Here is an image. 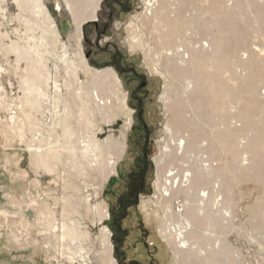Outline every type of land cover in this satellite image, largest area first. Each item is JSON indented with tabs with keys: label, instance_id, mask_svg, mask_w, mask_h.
<instances>
[{
	"label": "rangeland",
	"instance_id": "374dc122",
	"mask_svg": "<svg viewBox=\"0 0 264 264\" xmlns=\"http://www.w3.org/2000/svg\"><path fill=\"white\" fill-rule=\"evenodd\" d=\"M43 5L60 36L55 45L49 22L33 13L18 16L13 0L4 7L7 17L0 18L2 32L9 33L0 45V264H109L104 226L117 264H192V255L185 254L177 262L163 230L156 163L179 135L189 134L192 153V130L207 137L205 151L220 169L232 210L223 234L214 235L234 251L226 261L220 255L221 264H264V0H167L161 22L151 18L146 0H102L97 20L83 25L82 52L91 68H112L118 84L111 78L101 88L95 85L107 100L100 112L91 103L94 115H86L93 119L82 116L87 107L75 93L78 83L89 92L92 84L81 71L73 19L63 0ZM10 41L19 44V57ZM206 41L212 46L202 48ZM180 44L179 50L197 51L196 63L190 53V65L175 54ZM171 64L189 69L174 76ZM66 67L78 72L77 84H71L74 73ZM53 82L62 99L54 97ZM36 88L49 97L37 95ZM248 104L247 119L238 118ZM53 114L60 122L50 134L46 125ZM223 128L227 133L220 137ZM94 136L103 145L100 158L118 159L106 181L96 163L80 157L78 146ZM39 145L50 152L38 165ZM175 156L166 157L173 162L163 172L192 165V154L185 162ZM87 196L92 210L101 201L107 205L103 220L79 207L78 199ZM174 206L182 219L177 201Z\"/></svg>",
	"mask_w": 264,
	"mask_h": 264
},
{
	"label": "bare ground",
	"instance_id": "6f19581e",
	"mask_svg": "<svg viewBox=\"0 0 264 264\" xmlns=\"http://www.w3.org/2000/svg\"><path fill=\"white\" fill-rule=\"evenodd\" d=\"M101 1L102 0H63L65 11L71 16V18L73 19V23L75 24L74 38H75V41H76V44H77V47L79 50V55H80V60H81V65H80L81 71L85 76L89 77L90 83L92 84V91L89 92L86 89L87 87H83V85L81 83L80 84L76 83L78 81V74H77L78 72L76 70H75L76 72H74V70H73L74 66L72 68L70 67V69L66 67V70L68 71V69H69L70 73H71V69L73 70L72 74H70V75L73 76V73H74V80L72 81L73 83H71V82L70 83L72 85L77 84V87H76L77 91L75 90V93L77 92L76 93L77 96L75 95V93H73V94L76 97H78V99L80 98L79 100L82 101L81 105L85 104V108L87 107V109L82 108V116L84 114H85V116H87L86 114L94 115L93 114L94 109L92 110L91 103H92V105L95 106L96 110L99 112L102 111V109L106 106V100L107 99L104 98L106 96H104L102 93H100L97 90V88L95 87L96 84H98V87L101 88L102 86H105V84L107 82H111L110 81L111 78L115 80L114 81L115 84H118V79L116 77L117 75L112 68H105V69H100V70L91 68L87 64V62L83 56V52H82L81 41H82V35H83V33H82L83 25L88 21H96L97 20V13L100 9ZM166 1L167 0H146V7H147L146 10L151 13V18H153L154 21L161 22L162 20L166 19V16H167V9L165 7ZM177 1L178 0H176V2ZM13 3L17 6L18 16H22L25 13H33V15H36V17L42 16L47 22H49V25L53 30L52 31L53 38L51 39V43L53 45H55L57 42H59L60 36L58 34L57 27L54 25V22L51 20V16H50L47 8L43 5V0H13ZM6 5H7V0H0V13H2L0 18H2V19L7 17L5 14H3V12L5 11L4 7ZM260 10H261V12H264L263 8H261ZM180 13H182V11ZM176 22H178V21H176ZM162 24H165V23H162ZM2 26L3 25L0 21V45L3 44L5 39H9V33L7 31L2 32V30H1ZM171 34H173V32ZM43 44H46V43H43ZM206 45H207V47L212 46V44L209 43L208 41L203 42L201 46H202V48H204V46H206ZM45 46H47V45H45ZM180 46H183V45L182 44L177 45L174 52L178 57H180L181 61L183 63H186L187 65H190L191 61L189 59V55H188V59L185 60V54L190 53L192 56V65L194 62L196 63V60L199 59L198 58L199 54H197V51H195L193 49L190 50L187 48H186V50H184V49L179 50ZM8 47L12 51L16 52L17 57H19L21 55V52H20L21 49H20V46L17 42L10 41V45ZM53 48H54V46H53ZM166 50H168V51L171 50V46H168V48ZM213 53L210 56H212ZM170 60H172V58H170ZM170 60H168V61H170ZM65 61L68 62L69 60L67 61L65 59ZM69 66H71V64ZM188 69L189 68H185V67L182 68L181 66L179 67L177 65L176 66L174 65L171 69H168V71L170 73H172L174 76H176L174 71L184 70L183 72H187ZM41 78H42V76H41ZM44 82H45V86L47 88L48 85L50 84V83L48 84L49 80L47 81V78H46L44 80ZM66 83H68V82H66ZM52 84H54L53 87L56 88L55 93H54V97H56V99H57V97L58 98L60 97L58 87H57L58 84H56L55 82H53ZM108 84L110 85V83H108ZM28 89L32 90V88H28ZM116 92H118V91H116ZM109 93L111 94V92H109ZM37 95H40L42 97H49V96H47V92H45L41 88L37 89ZM75 96H73V97H75ZM115 96H113V97H115ZM54 97L52 96V98H54ZM123 97H125V96H123ZM76 99H75V102H76ZM124 99L125 98H123V100ZM59 102L61 103L62 100L59 99ZM57 103H58V100H57ZM60 103H58V104H60ZM119 103H120V100H119ZM123 103L125 105V102H123ZM37 104H38V101L36 99V106H37ZM120 105H121V103H120ZM53 106H54V104H53ZM38 107H40V105H38L37 108ZM54 107H55V109H57L56 105ZM107 108H109V107H107ZM251 109L252 108L250 107L249 104L246 107L243 106V108L240 110V114H239L238 118H241L242 120L247 119ZM64 110H65V108H64ZM109 110H110V108L108 109V111ZM55 111L56 110H54V112ZM79 112H81V109L79 110ZM94 113H96V112H94ZM97 114H98V112H97ZM103 114H105V113H103ZM103 114L101 116H99V118L100 117L102 118ZM55 115H56V117L53 114L55 119L51 120L52 121L51 124L48 126L46 125V127L49 129L48 131L51 132L50 134H53L52 131H54V128H56L55 125H58L60 122V118L57 117L58 114H55ZM76 115L78 116V114H76ZM80 115L81 114L79 113V116ZM98 115H100V114H98ZM106 115H105V117H106ZM62 116L64 117L63 114H62ZM112 116H114V115H112ZM82 118L84 119V117H82ZM87 118H89V117L87 116L86 119ZM93 118H91V119H93ZM110 118H112L111 115H110ZM70 119L71 118L66 119V120H70ZM101 120L103 121V119H101ZM69 125L66 128L71 132V130L68 128ZM127 126H129V125H127ZM221 126L225 127V124L222 123ZM59 127H60V125H59ZM61 128H62V126H61ZM226 129H228V128H223L222 130L219 129V136L220 137H222V135L224 136L225 133H227ZM39 131H40V129H39ZM124 140H125V138L123 139V141ZM106 141H111V140L107 139ZM189 141H190L189 134H188V136L179 135L176 138L172 137L171 140L169 141V143L164 147V149H162V153H161L162 155L160 157L158 156V159L156 162L157 166H158V167L157 166L156 167L159 169L158 175L162 179V183L160 184L161 200L159 201L158 204H160L161 209L164 210V212L166 213L164 215V217L161 219L162 223H163V230L166 234V237H168V239L170 241L169 244L172 245V247H173V252L176 254V256H178L177 262H179V260H180L179 256L185 254L188 256L192 255V264H221L224 261V259H221V257H219V256L223 255L224 258L225 257L228 258L230 256V254H231L230 252L232 250L225 238L214 236L217 232H220L219 235H222L224 232L223 229H225L227 226V223L224 224V222L229 221L231 219L232 210L228 204L229 202L227 203V197L224 194L226 184L224 185V181L222 179L223 177L221 175H219L220 169L217 167H214V164L211 160V157L205 151L210 147L209 143L207 142V137L205 135L196 136L195 130H192V153L190 151ZM228 141H225L224 143H229ZM70 143H71V141H70ZM70 145L72 146V143ZM66 146H67V143H66ZM72 147H74V145ZM78 147L80 150V157L82 158V160L84 159V160L88 161V163H90V164H92V162L96 163L97 167H96V164L94 166L100 170V174L102 175V177L105 181L108 179V177L110 175L115 173V167H117L116 164H117L118 159H116V160H112L110 158L105 159L106 156L100 158L99 155L101 154V151H102L101 148L103 147V145L101 146L100 142L95 138V136L92 138V140L90 142L87 141L81 147L80 146H78ZM115 147H117V146L115 145ZM106 148H108V147L106 146ZM106 148H104V149H106ZM119 150L116 149V151H119ZM66 151L68 152V148L66 149ZM75 151L76 150H74V152L69 150V153L73 152L72 156H74L76 158L77 156L74 155ZM49 152H50V150H48V149L43 150L40 145L38 147L36 146V164L39 165L40 161H42L41 163H44L43 158L46 157L47 155H49ZM52 152H54V151H52ZM105 152H107V151L105 150ZM123 152H124V150H123ZM123 152H121V153H123ZM118 154H120V153L118 152ZM172 154L176 155L175 158L178 159V161L182 160L183 162L186 161V159L184 160V158L190 157V154H192V156H191L192 165L189 164V166H184L181 170H176L175 167L169 168L163 172L165 165L167 163L171 164V162H173V161L170 162L167 159ZM50 155H51V157L54 156V154L52 155V153H50ZM92 155L94 158L92 157ZM177 155H179V156H177ZM115 156H117V155H115ZM70 157H71V155H70ZM74 157H72V159ZM95 157H96V159H95ZM50 158H47V159H50ZM68 159H71V158H68ZM84 160L82 162H85ZM155 160H156V158H155ZM72 162H74V161H72ZM72 162L70 161V164ZM75 162H76V159H75ZM46 164H45V166H47ZM77 164H79V163H77ZM90 164L88 166H90ZM75 166H76V163H75ZM75 166H73V167L76 168ZM48 168L50 171H52L50 169V167H48ZM79 171H81V170H79ZM82 171H84V170H82ZM156 189L158 190V188H156ZM78 191L79 190H77L76 192L78 193ZM179 195L184 196L183 201H181L180 203H178ZM95 197H97V194H95ZM89 201L90 200H88V196L85 198H82V199H78L79 207L80 206L83 207L86 211L92 210V207H90V205H89ZM176 201H177L178 209L182 208L181 209L182 219L176 218V217H178V216H176V209H175L176 205L174 206ZM76 206H77V204H76ZM106 208H107V205L105 207L104 201L96 203L93 206V210L95 212L99 213L100 216L99 215H97V216H99L100 220H103L106 217V215H107ZM67 209L68 208L64 209V211H66ZM70 210H69V212L73 213V211H70ZM93 210L91 212H94ZM66 214H69V213H66ZM93 218H94V216H93ZM65 223H68V221L65 220ZM101 233L103 235L102 241H103L104 249L108 255V263L109 264H117L116 260L111 255L113 245L109 239L108 229L104 226L101 230ZM67 236H68V232L66 231V235L64 236V238H66ZM226 258H225V261L227 260ZM236 264H237V262H236Z\"/></svg>",
	"mask_w": 264,
	"mask_h": 264
}]
</instances>
